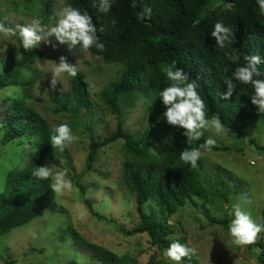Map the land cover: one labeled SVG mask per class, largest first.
<instances>
[{"label": "rangeland", "instance_id": "1", "mask_svg": "<svg viewBox=\"0 0 264 264\" xmlns=\"http://www.w3.org/2000/svg\"><path fill=\"white\" fill-rule=\"evenodd\" d=\"M225 5L233 9L235 2H217L210 10L218 11ZM65 6V0H0V22L15 26L39 17L52 25L56 14ZM48 7L50 15L45 14ZM49 39L51 43L42 41L25 52L18 36L12 39L0 36V74L13 65L21 75L18 84L0 89V193L9 171L25 167L29 158L23 156L35 150L32 136L30 141L4 142L3 123L10 120L13 107H20V98L46 120L50 131L68 123L80 136L78 143L65 149L64 156L56 155L43 163L50 164L55 171L66 172L73 188L56 195L54 202L29 223L0 236V264H100L90 251L75 243V232L120 256H131L138 264H177L164 256L167 248L154 245L148 233L127 235L122 230L141 224L136 195L122 180L126 159L124 140L118 139L101 148L93 168L87 170L91 134L104 140L116 130L118 119L123 121L126 133L141 132L146 127L144 97H120L118 113L112 112L98 94L119 77L122 65L106 61L90 50L69 51L54 36ZM60 56H65L83 73L87 98L95 100L94 104L87 108L76 106L72 77H62V83L52 88V61L58 62ZM204 135L216 139L220 148L205 152L199 161L200 180L207 195L167 215L168 225L174 229L168 237L170 242L190 243L198 250L192 259L185 257L179 264H264V247L258 244H264V233L250 247H240L232 242L228 231L236 203L256 222L262 217L264 121L256 119L237 134H230L224 127L219 134L211 129ZM145 211L155 220L162 217L153 202L145 206ZM79 212L85 213L84 220L79 219ZM221 220H227L228 224L217 222Z\"/></svg>", "mask_w": 264, "mask_h": 264}, {"label": "trees", "instance_id": "2", "mask_svg": "<svg viewBox=\"0 0 264 264\" xmlns=\"http://www.w3.org/2000/svg\"><path fill=\"white\" fill-rule=\"evenodd\" d=\"M65 1L67 6L87 12L97 26V35L105 49L99 51L93 47L90 52L122 65L119 77L100 91L99 99L117 114L120 97L142 95L148 116V124L141 132L126 133L123 121L118 119L116 130L104 140L91 134L87 170L93 168L101 148L123 139L126 159L122 180L136 195L141 224L122 230L127 235L146 232L154 245L167 248L173 243L168 237L174 230L168 225L167 215L207 195L200 180L201 163L193 169L179 159L180 153L207 138L204 135L199 142L188 145L184 129L167 123L166 108L159 99V92L170 83L166 72L174 65L196 81L206 112L218 116L230 134L243 132L256 119L264 121V114L251 102L254 94L251 85L236 82L237 92L230 99L223 98L227 91L225 81L234 79L232 74L236 67L247 62L245 57H264V14L259 12L256 0H114L107 14L98 10V0ZM217 2H235V5L230 11L210 10ZM146 9H151L150 15ZM50 12V7L45 9L46 15ZM218 21L232 30L224 49L217 47L211 36ZM231 54L240 57L237 64L229 60ZM12 67L0 74V89L20 82V71ZM258 67L262 73L259 78L264 79V64ZM83 80V73L78 71L71 82L78 108L95 103L87 98ZM18 104L20 107L12 108L10 120L3 123L4 142L30 141L32 136L35 150L23 156L29 158L25 167L7 174L5 188L0 193V236L29 223L54 202L56 194L50 189L51 181L38 180L32 173L44 161L66 154V150L60 152L53 148L52 131L46 120L21 98ZM213 149L220 148L215 145ZM149 202L156 204L162 213L159 220L145 211ZM217 222L228 224L227 220ZM259 223H264V210ZM73 239L100 264H138L131 256H120L77 232ZM258 244L264 247L263 243Z\"/></svg>", "mask_w": 264, "mask_h": 264}, {"label": "clouds", "instance_id": "3", "mask_svg": "<svg viewBox=\"0 0 264 264\" xmlns=\"http://www.w3.org/2000/svg\"><path fill=\"white\" fill-rule=\"evenodd\" d=\"M113 3L114 0H98V10L107 14L110 12ZM256 3L259 12L264 14V0H256ZM230 7V5H225V11H230ZM150 13L151 9H146V14L150 15ZM143 15L140 18H143ZM97 31V26L92 17L87 12H81L71 5L63 7L56 14L55 23L52 25L46 24L39 17H34L31 22L16 24L15 26L0 22V36L6 39L18 36L25 52L38 47L42 41L51 43L49 38L53 36L59 44L67 45L69 51L78 49L79 52L87 53L93 47L99 51H104L105 46L100 42ZM99 31L102 32L103 28H100ZM231 35L232 30L219 21L215 23L211 31V36L215 38L216 46L220 49L225 48ZM228 58L233 64H237L240 60V57L235 54L229 55ZM245 60L247 61L245 64L235 68L232 74L234 79L225 81L227 91L223 94V98L225 100L230 99L233 93L237 92L236 82L240 85H251L254 90L251 102L257 107L260 114H264V79L259 78L262 73L258 67L264 64V57L249 55L245 57ZM52 62L53 67L50 73L52 74L51 85L53 89L58 83H62V77L74 78L78 75L77 65L69 63L65 56H60L58 62ZM166 79L170 83L159 92V99L166 108L164 116L169 125L184 129L183 135L187 138L188 145L194 141L199 142L206 131L214 129L219 134L224 130V125L218 116H208L205 101L197 90V82L190 80L189 75L182 68L174 65L169 67L166 72ZM79 141L80 136L74 133L68 123L59 124L52 129L50 142L53 148L60 152ZM216 143V139L210 136L203 143H197L196 147L184 148L179 159L195 169L204 153L210 152ZM32 175L38 180H50V189L57 196L69 192L73 188L66 172L55 171L50 164L39 166ZM78 216L80 220L85 219L84 212H79ZM233 216L228 231L236 246L252 245L260 238V234L264 233V223L256 222L240 203L233 205ZM197 251V248L190 246V243L173 242L167 247L164 256L179 264L185 257L192 259L197 255Z\"/></svg>", "mask_w": 264, "mask_h": 264}]
</instances>
